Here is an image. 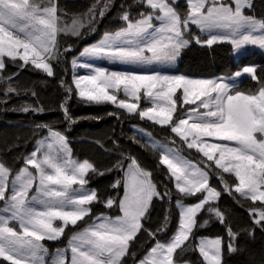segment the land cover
<instances>
[{
    "label": "snow or ice",
    "instance_id": "obj_1",
    "mask_svg": "<svg viewBox=\"0 0 264 264\" xmlns=\"http://www.w3.org/2000/svg\"><path fill=\"white\" fill-rule=\"evenodd\" d=\"M146 3L159 13L155 17L161 21L159 29L149 33L148 30L153 27V16L149 14L145 19L129 23L126 29L115 34L114 39L123 38V43L132 47L112 48L109 44L108 47L87 49L86 52L105 54L130 63L175 61L181 50L192 42L185 36L190 24L209 34L204 40L197 38V44L211 47L227 40L237 50L246 44L264 49V22L258 23L243 11L251 7L250 0H233L232 4H226L223 0H188L190 11L184 19H181L168 0H146ZM59 19L57 7L52 0L47 6H42L39 0H0V70L5 67L3 57L6 56L13 61L19 59L24 64L31 62L49 77L53 76V67L47 61L57 55L58 32L67 31V28L59 26ZM123 19L127 21L128 16L125 15ZM256 31L260 32L258 36L252 34ZM109 39L113 38L106 37V42ZM145 52L151 53V56H145ZM94 71L95 75L75 80L82 99L109 101L129 113H135L137 104L123 99L118 101L117 96L109 94L108 89L118 88L122 84L125 96L139 100L141 88H146L145 95L152 97L153 102L152 107L139 111L141 118L147 117L160 125L171 123V131L186 142L191 136L188 148L197 147L207 160L214 161L223 172H234L239 181L235 192L253 202L258 200L264 203V83L255 93L231 94L228 84L214 81L186 79L183 76L106 74L99 69ZM244 71L257 79L255 68L246 67ZM157 86L159 91L154 93L153 89ZM178 89H182L183 103L196 105V108L189 110L187 118L180 117L172 123L177 107L173 97ZM8 90L13 91L11 88ZM205 97L207 99H203ZM197 101L200 103L197 104ZM201 108L206 111L200 112ZM189 120L193 122L189 123ZM50 135L59 146L58 151H66L65 137L51 131ZM202 137L230 143H209L202 140ZM47 147L51 150L53 143ZM171 151L163 153L160 162L171 171L177 181L178 191L186 195L204 191L207 195L195 206H181L176 234L167 244L157 242L141 264H174V253L186 246L197 224V212L210 199L220 195L209 187L206 172L178 156L169 158ZM26 163L36 172L22 169L11 180L10 197H6L10 170L0 164V200L7 201L5 211L11 214L10 217H0V258L9 264H45L41 253L47 250L39 242L57 239L64 232L65 226L69 223L76 225L77 221L89 215L91 210L84 206L97 199L96 192H81L79 196H70L69 189L74 184L85 185L87 174L97 169L87 160L61 161L58 155L50 154L37 158V152H33ZM189 168L191 171H188ZM100 174L103 175L102 172ZM149 177L150 173L141 170L133 159L126 173L125 196L119 203L122 216L115 220L105 219L73 236L71 264H121L129 242L143 227L142 219L153 197L160 196ZM34 187L35 194L29 198V192ZM113 203L109 199L107 206L111 207ZM35 204L41 207L37 208ZM68 205H72V208L68 209ZM208 211H215L216 216L223 219L218 210L209 208ZM10 219L18 221L19 231L9 226ZM57 219L63 221V226H53V221ZM262 221L264 210L259 212V219L255 222L264 227ZM149 234L154 236L153 233ZM230 235L235 237L231 232ZM227 247L229 251L235 250L231 243ZM199 251L208 264H221V240L201 241ZM56 264L66 262L61 257Z\"/></svg>",
    "mask_w": 264,
    "mask_h": 264
},
{
    "label": "trees",
    "instance_id": "obj_2",
    "mask_svg": "<svg viewBox=\"0 0 264 264\" xmlns=\"http://www.w3.org/2000/svg\"><path fill=\"white\" fill-rule=\"evenodd\" d=\"M56 7L59 26L68 31L58 33V52L49 60L53 76L19 59L7 58L0 70V160L12 174L19 173L36 144L55 131L67 138L76 159L94 165L97 171L87 175L86 185L96 192V202L90 207L89 217L67 230L64 244L95 218L122 215L119 203L124 197V172L133 159L150 173L160 196L152 201L142 220L143 227L131 241L121 264H140L157 242L168 243L179 227V204H197L203 199V194L186 196L178 191L171 172L160 162L161 154L134 131L133 127L138 126L171 143L190 161L209 165L210 185L220 194L217 202L206 205L197 216L189 241L175 253V262L206 264L198 247L199 239L208 237L223 241L222 264H264V227L255 222L264 203L240 197L234 191L236 179L220 173L198 151L188 149L171 128L160 127L109 103L96 104L79 97L73 82L74 60L89 46L151 14L146 0H58ZM187 8L184 2L176 5L184 18ZM125 15L127 21L123 19ZM249 15L264 18V0H254ZM256 59L257 81H245L241 86L244 91H257L264 83V57L255 53L246 62ZM239 66L233 46L227 43L211 47L193 44L185 49L180 62V70L198 77L234 73ZM109 199L114 201L111 207L107 206ZM209 208L218 210L223 219ZM229 243L234 251H229Z\"/></svg>",
    "mask_w": 264,
    "mask_h": 264
},
{
    "label": "rangeland",
    "instance_id": "obj_3",
    "mask_svg": "<svg viewBox=\"0 0 264 264\" xmlns=\"http://www.w3.org/2000/svg\"><path fill=\"white\" fill-rule=\"evenodd\" d=\"M39 2L41 3L42 6H47V5H49L50 0H39ZM52 2H54L55 5H56V3L58 2V0H52ZM168 2L170 4H172V6L175 9H176V5L177 4H179L181 2H184L186 4V6L188 7L187 8V15L189 14L190 9H189L188 0H168ZM223 2L226 3V4H232L233 3V0H231V1L230 0H223ZM250 2H251V7L250 8H245L243 10L244 11V14L247 15V16H250L249 15V12L254 7V0H250ZM176 11L180 15L181 19H184V17L182 16V14L177 9H176ZM158 14L159 13L156 10H153L152 9L151 15L153 16V19L151 20V24H152L153 27L148 30L149 33H151L153 31L159 29V27L161 26V21L155 18ZM146 17H144L142 19H145ZM251 17L255 21H257L258 23L264 22V18H260V17L258 18V17H254V16H251ZM142 19H140V20H142ZM140 20H138V21H140ZM133 23H136V22H133ZM67 31H65V32H67ZM219 31H222V30H219ZM252 34L255 35V36H258L260 34V32L259 31H256V32H253ZM208 35L209 34L207 32H201L200 29L196 25L190 24L188 30L185 32V36L188 37L192 42L187 47H185L184 49L181 50L180 55L175 59V61L153 60L151 62H144V63L124 62V61H121V60L116 59L114 57H111L109 55H105V54H92L90 52H86L87 49H93V48H97V47H108L109 44L111 45L112 48H121V47L122 48H129V47H132V46H130L128 44L123 43V38L120 39V40L114 39L115 34L114 35L106 36V37L113 38V39H109L106 42V37L103 38L99 42H97V43L89 46L88 48H86L82 52V54L80 56H78L74 60V63H73V72H74L73 82H74V85H75V80L76 79H79V78H81L83 76L95 75V71L94 70L99 69L101 71H104L106 74H110V73H113L114 72V73H118V74L145 75V76H152V75H160V76H165V75H167V76H183L186 79L214 81V82H217V83L228 84L229 85V88H230L231 94H235L236 92H241V93H244V94H252V93L257 92L258 90L257 91H244L241 88L242 84L245 81H247V80L257 81V79H253L252 78V74L247 73V72L244 71V68H246V67H253V68H255V76H256V72H257L258 65H259L258 64L259 63V59L258 60L257 59L256 60H252L250 62H246L247 61L246 58L249 55H253L255 53H259L261 56L264 57V49H261L257 45L246 44V45H244L239 50L234 49V57H235L236 63L240 65L239 66V69L237 70V72H234V73H230V74H226V75H215V76H211V77H198V76H191L187 72H183L182 70H180V62H181L182 55L184 54L185 49L188 48L189 46L193 45V44H196V45H198L200 47H209L206 44H203V43L197 44L195 42V40L197 38H199L201 40H204V39H206L208 37ZM57 36H58V34H57ZM57 36H56V40H57ZM223 43L231 44L230 42H228L227 40H225L223 42H217L214 45L223 44ZM214 45H212V46H214ZM141 46H143V44H141ZM145 56L150 57L151 56V53L145 52ZM7 58H9V57H6V56L3 57L4 62H5V60ZM47 62L49 63V60ZM28 64H32V63L29 62ZM40 70H42V69H40ZM99 83L100 82L98 81V84ZM82 86H85V85H82ZM100 86H103V85L101 84ZM87 87H92V86L91 85H87ZM123 88H124V85L121 84L118 88H109L108 89V92H109V94H115L117 96V100L118 101L121 100V99H123V100H126L129 103H135V104H137V111L135 113H129L126 109L119 108L117 106V104L112 103V102H109V101H101V102L89 101V102L96 103V104L109 103V104L115 106L118 109L124 110L125 112H127L128 114H131V115H139V111H141L143 109H146V108H149V107H152L153 98L152 97H148V96L145 95L146 88H144V87L141 88L140 93H139V97H140L139 100H135L133 98H130L128 96H125L124 91H123ZM157 91H159V86H157L156 88L153 89V92L154 93L157 92ZM213 95H215V94L213 93ZM173 99L177 101V107H176V111L173 113V121H172V123H175L177 121V119L180 118V117L187 118V116L189 115V110L190 109H193V108H196V105H193V104H184L183 103V100H182V89H178L177 90V92L175 93ZM203 99H207V97H205ZM157 103H163V102L162 101H157ZM199 103H200V101H197V104H199ZM204 111H206V110L203 109V108L200 109V112H204ZM157 118H159V117H157ZM144 119H148V118L147 117H144ZM150 121L153 122V123H155L152 120H150ZM192 122H193L192 120H189V123H192ZM155 124H157V123H155ZM157 125H159L160 127H164V128H171V123L168 124V125H160V124H157ZM133 129H134V131H136V133L138 135H140L144 140H146V142L148 143L149 146H151L156 151H158L161 154V157H162V154L163 153L168 152V150H172L169 153V158H172L173 156H178V157L182 158L183 161L187 162L190 165L195 166L196 168H199L200 170H202V171H204V172H206L208 174L207 169L210 168L209 165L202 166L201 167L197 163L190 161L189 158H187L186 156H184L171 143L165 142V141H161V140L153 137L150 133L146 132L145 130H143L142 128H140L138 126L133 127ZM51 132H55V131H51ZM174 134L181 141H183L185 143L186 147L188 148L187 143H189V142L192 141V137L190 136L188 138V141L186 142L179 135H177L176 133H174ZM65 139H66L67 149L64 152H59L58 151L59 146L54 143V139H53V137H51L50 132H49L48 135L45 138L41 139L36 144L33 152H37V158H42L43 154H50V155H53V156H57L58 155L59 158H61V161L63 159H70V160L75 161V162H81V161H79L78 159H76L73 156L72 150L70 148V144H69V142H68V140H67L66 137H65ZM201 139L202 140H205V141H207L209 143H212V142L225 143V144L230 143V142H226V141H215L212 138H208V137H202ZM49 143H53V148L51 150H49L48 147H47V145ZM188 149H192V150L198 151V153H200L207 160V157H205L203 155V153L200 152L197 149V147L188 148ZM31 156H32V154L29 157H31ZM217 156H218V154H217ZM29 157L26 159V161L29 159ZM207 161H209V160H207ZM173 162L175 163L176 161L174 160ZM209 162L215 165L214 161H209ZM0 164H3L1 162V160H0ZM129 164L127 165V167L125 169V172H124V185H125L126 173H127ZM165 167L168 169V167L166 165H165ZM25 168H28V170L31 171V172H33V173L36 172V170L33 169V168H31V166L28 165L27 163H26V165H25V167L23 169H25ZM139 168H140V166H139ZM215 169H217L220 173H224L225 175H230V176H232V177H234L236 179L234 172H227V173H225V172H223V170L221 168H217L216 165H215ZM48 171H51V169H48ZM69 171H70V168H69ZM188 171H191V168H189ZM17 174H12L11 171H10V175L11 176L9 178L8 188L6 190V197H10V195H11V190H12L11 180L14 179ZM86 178H87V176L85 177V179ZM149 179H150L151 183L154 185V183L152 182L151 176L149 177ZM174 180H175V178H174ZM236 181H237V183H239V181L237 179H236ZM176 184H177V181L175 180V186H176ZM208 185H209V187L211 189H213L214 191H216L210 185L209 174H208ZM52 187H57V186H52ZM155 189H156V187H155ZM73 190H75V191H73ZM90 191H93V190H90L87 187L86 184L83 185V187L81 185H79V184H74V185H71L70 186L69 195L70 196H79L81 194V192H90ZM33 194H35V187L32 189V191L29 192V198ZM181 194H183V193H181ZM200 194H203L204 197L207 195V193L204 192V191L198 192L195 195H186V194H183V195H186V196H197V195H200ZM237 194L240 197H242L243 199H248V198H245L244 196H242L240 193H237ZM124 196H125V186H124ZM219 196L216 197V198H214V199H210L209 202L204 205V207L206 205L210 204V203L217 202L218 199H219ZM157 197L158 196L153 197L152 201L155 198H157ZM123 199H124V197H123ZM249 200H251V199H249ZM152 201H151V203H152ZM94 202H96V200H94L92 203H90L88 205H85L84 207H87V208H89L91 210L90 207H91V205ZM255 202H260V201L257 200ZM195 205L196 204H179V210H180V212L182 211V207L181 206L189 207V206H195ZM35 206L37 208H40L41 207V205H39V204H35ZM6 207H7V201L0 200V217H10L11 214L9 212H6L5 211V208ZM71 208H72V205H68V209H71ZM202 210L203 209H201V210H199L197 212L196 218H197V216L200 214V212ZM90 214H91V211H90L89 215ZM89 215L85 216L82 220L77 221L76 225H72L71 223H69L67 226H65L64 232L62 233V235L60 237H58L57 239H54V240L44 239L43 241H40L39 242L47 250L46 252H42L41 253V256H42L43 261L45 262V264H56V261H58L61 257L65 260L66 264H71V259H72L71 244L74 243L73 236L79 235L80 233L84 232L85 229H88V228H90V227H92V226H94L96 224H99V223L103 222L105 219L115 220L117 218V217L116 218H113V217H111L109 215H101V216L95 218L93 220V222L88 227H86L85 229H83L80 232L75 233L64 244L67 230H69L70 228L76 227L80 222H82L87 217H89ZM258 215H259V213H258ZM9 226L10 227H13L14 229H16L18 231L20 229V225H19L18 221H16V220L10 219L9 220ZM53 226L54 227L55 226H63V221H60L58 219L57 220H54L53 221ZM139 232L137 233V235L139 234ZM137 235H136V237H137ZM216 239H219V238H208V237H206V238H200L199 239V244H200L201 241H211V240H216ZM219 240H221V239H219ZM221 242H222V245H223V241L222 240H221ZM130 243H131V241L129 242V247H130ZM164 244H167V243H164ZM129 247H128V250H129ZM128 250H127V252H128ZM223 252H224V247H223ZM223 252H222V258H221V264H222V260H223ZM126 254H125V256H126ZM200 255H201V253H200ZM125 256H123L121 258V261L123 260V258ZM174 256H175V253L173 255V259H174ZM203 259H204V257H203ZM204 261H205V259H204ZM2 262H6L7 264H9L8 261H4L2 258H0V264H2ZM205 262H206V264H208L207 261H205ZM174 264H179V263H176L175 260H174ZM184 264H190V263H184Z\"/></svg>",
    "mask_w": 264,
    "mask_h": 264
},
{
    "label": "bare ground",
    "instance_id": "obj_4",
    "mask_svg": "<svg viewBox=\"0 0 264 264\" xmlns=\"http://www.w3.org/2000/svg\"><path fill=\"white\" fill-rule=\"evenodd\" d=\"M231 1V0H230ZM83 21V20H82ZM87 29V28H86ZM112 107V106H111ZM178 117V116H177ZM121 118V117H120ZM155 126V125H154ZM188 157V156H187ZM30 158V157H29ZM120 162V161H119ZM124 162V161H123ZM205 162V161H204ZM207 162V161H206ZM118 164V163H117ZM124 167V166H123ZM202 167V166H201ZM211 168V167H210ZM93 173V172H92ZM123 173V172H122ZM11 176V175H10ZM221 177V176H220ZM219 178V177H218ZM87 179V178H86ZM167 181V180H165ZM83 187V186H82ZM178 194V193H177ZM230 194V193H229ZM226 196V195H225ZM171 197V196H170ZM220 199V198H219ZM171 203V202H170ZM117 205V204H116ZM69 228V227H68Z\"/></svg>",
    "mask_w": 264,
    "mask_h": 264
}]
</instances>
